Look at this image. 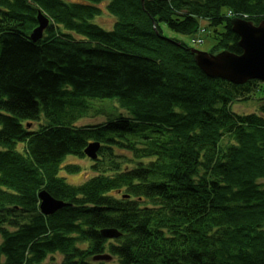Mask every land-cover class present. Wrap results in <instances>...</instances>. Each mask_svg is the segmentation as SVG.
I'll list each match as a JSON object with an SVG mask.
<instances>
[{
	"label": "trees",
	"instance_id": "1",
	"mask_svg": "<svg viewBox=\"0 0 264 264\" xmlns=\"http://www.w3.org/2000/svg\"><path fill=\"white\" fill-rule=\"evenodd\" d=\"M39 10L51 23L34 43ZM235 17L260 23L264 0H0V264H264V116L232 110L264 84L210 78L164 34L206 21L212 52L240 55ZM96 100L127 116L77 125ZM91 142L97 175L69 184L80 167L64 161ZM42 191L69 205L43 215Z\"/></svg>",
	"mask_w": 264,
	"mask_h": 264
},
{
	"label": "water",
	"instance_id": "2",
	"mask_svg": "<svg viewBox=\"0 0 264 264\" xmlns=\"http://www.w3.org/2000/svg\"><path fill=\"white\" fill-rule=\"evenodd\" d=\"M37 21L38 26L30 35L34 43L44 39L51 23L50 18L42 10L38 11ZM231 23L233 31L240 38L242 54H234L228 50L208 53L193 49L197 66L210 78H220L234 85H244L252 80L264 83V20L256 24L242 18H234ZM99 147L98 142H91L84 149V153L95 160L98 157ZM39 199L40 211L45 216H52L69 205L55 199L47 191H42ZM102 235L107 239H114L119 237L120 233L116 229H104ZM111 260L112 257L108 254L94 258V261L110 262Z\"/></svg>",
	"mask_w": 264,
	"mask_h": 264
},
{
	"label": "rangeland",
	"instance_id": "3",
	"mask_svg": "<svg viewBox=\"0 0 264 264\" xmlns=\"http://www.w3.org/2000/svg\"><path fill=\"white\" fill-rule=\"evenodd\" d=\"M69 2H75L79 0H65ZM107 3H102L99 7L103 10V13L100 17L96 18L95 23L101 25L104 29L110 30L113 28L115 24V18L107 11L106 9ZM202 26L205 29V32H198L193 36H183L173 33L168 29H164V34L169 38H179L181 40L186 41L193 49L199 50L202 52H212L213 49L217 46V40L214 36V29L210 27L209 23L204 21L202 22ZM219 31H223V28H218ZM76 39H80L78 35L73 34ZM193 39H203L204 42L201 45L193 44L195 40ZM264 89V86H263ZM248 101H238L232 106V110L238 114H251L257 113L259 115L264 116V112H262V104L264 98L263 93H255L249 97ZM263 100V101H262ZM111 100H96L91 102L92 109H88V113L85 117L81 118L77 125H94L103 123L111 118H114L116 115H124L127 116V113L121 109L118 104L112 103ZM37 125H34L33 128H37ZM224 145L229 143V140L224 141ZM1 149V146H0ZM17 149L23 151V145L19 144ZM113 153L115 155V162L120 163L121 167H133L135 162L132 161V154L129 150L123 148H114ZM103 159V157H101ZM74 164L80 167V171L75 174H68L65 171H61V175L66 178V181L72 185H79L87 179L97 175L91 169V166L94 164L92 160L88 158H79L77 156L68 155L64 164ZM10 229V228H9ZM12 230V229H11ZM2 237L0 235V243L2 242ZM64 260V256L61 254H55L50 256L44 264H60ZM107 264H119L118 259L113 257L112 261Z\"/></svg>",
	"mask_w": 264,
	"mask_h": 264
}]
</instances>
